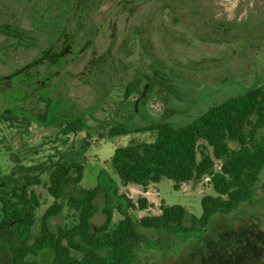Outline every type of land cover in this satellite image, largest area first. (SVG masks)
Masks as SVG:
<instances>
[{
    "label": "rangeland",
    "instance_id": "rangeland-1",
    "mask_svg": "<svg viewBox=\"0 0 264 264\" xmlns=\"http://www.w3.org/2000/svg\"><path fill=\"white\" fill-rule=\"evenodd\" d=\"M123 1L102 0L103 5L96 12L95 52L104 51L111 40V18L131 19L130 25L144 18L151 19L144 51L138 49V40H133L129 55L125 51L106 59L95 76L80 73L92 61L89 53L81 58L70 57L68 72L60 71V75L43 83L45 90L27 89L26 95L15 88L23 76L0 78V90L3 89L0 113L10 112L13 116V121H0V180L17 165L35 167L17 176L11 184L0 181V189L25 210L32 208L29 197L32 190L36 192L40 201L35 209L36 231H39L40 218L54 203L47 186L58 160L81 162L84 174L79 186L65 187L60 200L64 206L62 214L51 218L54 229L77 224L78 213L68 207L67 199L79 194L81 188L101 187L95 199L94 231H100L105 222L106 206L114 210L111 228L123 217L120 209L125 210L126 202L119 195H125L135 204L144 197L143 186L124 183L119 178L112 167V157L117 147L132 141L151 142L155 134L129 133L109 139L106 131L111 126L133 128L155 121L186 124L228 97L255 87L264 91V0H132V7L136 9L131 14L119 7ZM47 3L50 2L0 0V46L4 48L1 76L32 60L36 65L32 69L36 80H45L48 74L42 73L45 65L36 60L40 58L41 46L17 50L10 45L13 28L29 32L35 25L34 16L40 17ZM118 12L121 16H116ZM125 26L124 22L118 25V42L129 32ZM24 82L31 81L27 78ZM43 97L50 98L49 105ZM102 98L105 101L99 107ZM48 107L58 111L57 117L49 115ZM77 117L84 119L85 128L64 134V124ZM259 135L264 136V129ZM230 145L238 147L236 143ZM219 167L217 162L215 170ZM205 195H216L206 177L184 183L180 190L174 189L172 180L163 178L150 185L148 197L152 205L144 210L129 208L128 213L133 220L158 215L164 203L181 205L200 217ZM138 231L147 242L137 245L131 264H176L199 251L201 242L205 251L242 252L244 257L239 259V264H264V249L260 248H264V169L252 202H244L229 213L214 215L201 239L179 241L175 237L181 238L180 233L164 229L138 227ZM15 243L14 224L0 214V264L10 263ZM37 259L47 264L52 254L46 251Z\"/></svg>",
    "mask_w": 264,
    "mask_h": 264
},
{
    "label": "trees",
    "instance_id": "trees-1",
    "mask_svg": "<svg viewBox=\"0 0 264 264\" xmlns=\"http://www.w3.org/2000/svg\"><path fill=\"white\" fill-rule=\"evenodd\" d=\"M49 2L50 9L41 11V16L36 15L34 19H49L50 23L35 24L32 28L38 31L29 28V32H20L13 28V35H17L20 45L28 46L38 40L44 41L39 36L45 37L53 53L49 60L50 67L68 68L71 58L68 55L61 56L63 45L76 39L74 29L81 25L70 21L91 19L92 0ZM105 61L99 59L97 64L89 63L88 68L102 66ZM23 72L24 69H20L11 76L30 77L29 74L21 75ZM54 75L57 77L52 72L47 74L44 83L47 84ZM32 82L36 84V76ZM42 99L49 105L50 98ZM49 115L57 117L58 111L50 108ZM0 121H13L12 113H0ZM84 128V119L77 117L64 124L63 132L76 133ZM262 129L264 91L260 87L211 105L186 124L155 121L133 128L120 124L111 126L106 131L109 139L129 133L155 134L151 142L132 141L115 149L112 167L124 183L141 185L146 190L150 184L168 178L174 182V189L180 190L184 183L201 181L206 177L216 195H205L202 198V215L197 217L181 205L168 206L161 203L158 215L133 220L128 213L129 208L144 210L152 204L145 197H140L135 204L121 194L119 196L126 202V207L125 210L120 209L123 217L116 227L111 228L114 210L106 206L103 209L105 222L100 231H94L92 218L97 211L95 199L101 192L100 185H97L91 189L81 188L79 194L68 197V207L78 213L77 224L54 229L51 218L62 214L64 206L60 200L64 196L65 187L79 186L84 174L81 162L58 160L54 163L47 186L54 203L40 218L39 231L35 230L38 221L35 209L40 206L36 192L32 190L29 197L32 208L25 210L0 189V214L14 224L16 233L9 264H43L39 263L37 257L46 251L52 254L47 264H131L137 245L147 242L138 227L178 232L183 239L205 232L217 213H229L244 202H252L256 184L264 169V136L259 135ZM230 143H236L238 147L232 148ZM217 162L220 167L215 170ZM33 169L35 167L17 165L0 181L11 184L17 176Z\"/></svg>",
    "mask_w": 264,
    "mask_h": 264
},
{
    "label": "flooded vegetation",
    "instance_id": "flooded-vegetation-1",
    "mask_svg": "<svg viewBox=\"0 0 264 264\" xmlns=\"http://www.w3.org/2000/svg\"><path fill=\"white\" fill-rule=\"evenodd\" d=\"M49 2V0H48ZM45 4V3H44ZM48 4V3H47ZM102 0H92V3L90 4V7L92 8V18L91 19H81V20H73L70 22H74L75 24H81L79 28L74 29L76 32V39H71L69 40L68 43L63 45V50H62V55L61 56H67L70 58H72L73 56L77 58H81V56L84 54L86 55L87 53H89V56L92 59L93 64H97L96 61L99 59H111L114 58L115 55L119 56L121 55V53L125 52L129 55L131 52V44L133 43V40H138L139 44H138V49L142 51H144L146 49V41L145 38L147 37V27L149 24V21H151V19H142L140 21H135L132 22V25H130L131 23V19L128 18H124V19H120V18H111L110 23H112V29H111V40L107 46V48L102 51L101 53H97L95 52V46L97 43V38H96V32H98V28H96V24L95 22H97L98 17H96V12L99 9V7L101 6ZM133 1L132 0H125L123 2H121V4H119V7H121L125 12H127L128 14L133 13L135 11V7H132L133 5ZM46 5V4H45ZM42 7V6H41ZM41 7H38L41 9ZM42 11H47L50 9V3L48 4V6L46 8L42 7ZM122 11V10H121ZM121 12H118L116 14V16H121L120 15ZM34 23H50L51 21L49 19H44L41 20L39 18H37V20L33 19ZM120 22H124L129 29L128 34L125 36L124 39H122L121 41H117V34L118 33V25ZM98 26V25H97ZM131 27V28H130ZM41 40L44 41H37L36 43H33L32 45H36L37 47L42 48V50L39 52L40 58H37L36 60L39 61V63L44 64L45 68L43 69V72H47L49 73H55V74H60L59 72L62 71L63 73L68 72V70L70 69L68 68H61V69H55L53 70L49 63H50V58L53 56V53L51 51V46L49 41H47V39L45 37L40 38ZM12 44L10 45V47L12 49H17L20 47H26L29 48L31 45H20L18 43V37L17 35H14L12 37ZM82 41L83 44L81 43ZM4 48L0 46V60L2 58V50ZM4 62V61H3ZM3 62H1L3 64ZM90 63V62H89ZM40 65V64H39ZM36 67V65L34 64V62L29 61L27 64L23 65V66H17L15 69H13L11 71L10 74H8L7 76H1L0 78L2 79H9L11 75H13L14 73H16L17 71H19L20 69H24V72L21 74H29L30 77H28V79H30V81H32V79L34 78V74L32 69ZM101 66H95V67H90L86 69V71H81V74H91V75H96L98 73V71H100ZM65 71V72H64ZM47 75V74H46ZM14 77H22V76H14ZM12 78V76H11ZM25 76L23 75V78L16 84L18 86H15L16 90L23 92V95H26V90L27 89H31V90H45L46 87H42L41 85L44 83V81L42 82H36V84L32 83H28V82H24L25 81ZM27 79V78H26ZM45 84V83H44ZM3 90V89H2ZM0 90V91H2ZM18 91V93H19ZM105 99L102 98L101 99V104L99 107H101L104 104ZM207 230V229H206ZM206 232V231H205ZM201 233L199 234V236H192L189 237L187 239H183V238H179V237H175L177 238L179 241H183L186 242L187 240L191 239V238H196V239H201L203 237V234L205 233ZM174 235V234H173ZM178 244V243H177ZM201 248L199 249V251H195L191 254V256L186 258H183V260H181V262H176V264H239L238 261L239 259L241 260V258L244 257L243 254H241L242 252H235L233 251V249H225L224 252H220V253H215L216 250L211 249L210 251H205L206 249H203L202 247L204 246L203 242H201L200 244ZM261 249H264L262 247H260ZM243 251V250H242ZM223 256H225V258H223Z\"/></svg>",
    "mask_w": 264,
    "mask_h": 264
},
{
    "label": "crops",
    "instance_id": "crops-1",
    "mask_svg": "<svg viewBox=\"0 0 264 264\" xmlns=\"http://www.w3.org/2000/svg\"><path fill=\"white\" fill-rule=\"evenodd\" d=\"M152 184H156V183H152ZM152 184H150V185H152ZM150 185L147 187V189L145 190H143V193H142V195L150 202V201H152L148 196H149V188H150Z\"/></svg>",
    "mask_w": 264,
    "mask_h": 264
}]
</instances>
